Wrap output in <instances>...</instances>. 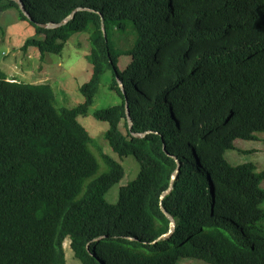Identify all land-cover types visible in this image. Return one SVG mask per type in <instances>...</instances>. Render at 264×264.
Returning <instances> with one entry per match:
<instances>
[{
  "label": "trees",
  "instance_id": "obj_1",
  "mask_svg": "<svg viewBox=\"0 0 264 264\" xmlns=\"http://www.w3.org/2000/svg\"><path fill=\"white\" fill-rule=\"evenodd\" d=\"M21 1L32 19L15 0H0V16L15 8L35 27L24 50L61 54L86 31L93 69L84 102L69 108L50 84L0 68V264H67V240L82 264H264V169L226 158L264 134V0ZM80 7L65 25L41 26ZM107 70L123 101L94 117L108 122L113 150L140 164L115 203L106 194L126 168L93 151L78 119ZM167 213L176 226L164 237Z\"/></svg>",
  "mask_w": 264,
  "mask_h": 264
},
{
  "label": "rangeland",
  "instance_id": "obj_2",
  "mask_svg": "<svg viewBox=\"0 0 264 264\" xmlns=\"http://www.w3.org/2000/svg\"><path fill=\"white\" fill-rule=\"evenodd\" d=\"M35 34V27L28 20H22L17 9L11 8L2 12L0 16V68L7 73L10 80L15 78L27 83L50 84L55 90L59 105L71 108L83 103L85 98L80 87L90 80L93 69L88 58L92 48L89 33L79 31L71 34L61 54L52 52L43 54L35 46L24 50L26 40ZM130 59V56L123 55L119 63L120 67H126ZM112 81V71L107 70L102 77L89 114L80 116L78 119L94 138L93 151L100 157L99 147H102L105 153L113 156L126 168L125 177L106 194L107 200L115 203L119 198L121 186L137 178L140 164L135 156L121 157L113 150L105 139V133L109 127L108 122L97 120L94 117L96 110L120 104L123 101L118 92L111 88ZM121 126L126 132L124 121ZM236 145L244 151L228 150L226 158L230 163L238 165L253 162L260 170L264 169V134H261L258 140H237ZM106 171L107 168L103 166L96 176ZM262 186L264 188V180ZM64 249L67 264H82L76 258L69 240L65 241ZM199 262L186 260L183 264H205Z\"/></svg>",
  "mask_w": 264,
  "mask_h": 264
},
{
  "label": "water",
  "instance_id": "obj_3",
  "mask_svg": "<svg viewBox=\"0 0 264 264\" xmlns=\"http://www.w3.org/2000/svg\"><path fill=\"white\" fill-rule=\"evenodd\" d=\"M15 1H17V3L20 5V8H21V10L24 12V14H25L29 19H32L31 16H30V14H29V12L27 11V8H26L24 2H22L21 0H15ZM82 9H83L82 7L77 8L76 10L73 11V13H72L71 15H69L65 20H63V21H62L61 23H59V24H57V23H55V22H50V23H47V24H41V26H43V27H45V28L53 29V28H57V27H60V26H62V25H65V24H67V23H68V22L74 17V15L76 14L77 11L82 10ZM103 29H104V31H105V25H104V24H103ZM105 35H106V34H105ZM118 80H119V79H118ZM119 84H120V86L122 87L123 92H125L124 84H123L122 80H119ZM126 113H127V117H128V122H129L130 128H132L133 123H132V119H131V116H130L129 105H128L127 100H126ZM146 134H148V133H134V135H135L136 137H143V136H145ZM177 161H178V159H177ZM179 168H180V164H178V168H177V170H176V171L173 173V175H172V179H171V182H170L169 188H168L166 191L163 192V194H162V196H161L162 199L165 198L166 195H168V194L172 191V189H173V187H174V182H175V180L177 179L178 174H179ZM164 211H166V210H164ZM167 214H168V213H167ZM168 216L171 217V219H172V222H171V229H170V231H169L168 233L164 234V237H166V236H168L170 233H172V232L174 231V229H175V226H176V223H175L174 218H173L170 214H168Z\"/></svg>",
  "mask_w": 264,
  "mask_h": 264
}]
</instances>
